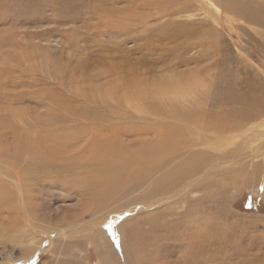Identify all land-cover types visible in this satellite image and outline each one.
Listing matches in <instances>:
<instances>
[{"label": "rangeland", "instance_id": "1", "mask_svg": "<svg viewBox=\"0 0 264 264\" xmlns=\"http://www.w3.org/2000/svg\"><path fill=\"white\" fill-rule=\"evenodd\" d=\"M260 13L264 0H0V264H264V171H210L154 203L134 200L152 188L139 183L95 209L76 162L91 142L124 152L176 126L208 146L154 179L195 151L264 150V120L222 135L185 122L264 102Z\"/></svg>", "mask_w": 264, "mask_h": 264}, {"label": "bare ground", "instance_id": "2", "mask_svg": "<svg viewBox=\"0 0 264 264\" xmlns=\"http://www.w3.org/2000/svg\"><path fill=\"white\" fill-rule=\"evenodd\" d=\"M257 21H262V23L264 22V16H262V13L258 15ZM259 23L261 24V22ZM247 84L250 85L249 83ZM244 85L242 83L237 82L236 83L237 90H240L239 88L240 86L244 88ZM126 95L127 96L134 95V92L129 91L126 93ZM241 97L244 98V96H241ZM247 105H248L247 110L245 108H241V106L234 107L236 109L235 112L238 111L240 114L239 117L235 118L234 120L231 119L232 117L230 118L225 114L221 120L215 119L210 122L209 121L205 122L204 117H203L204 112L202 114L200 110L198 109L193 112L194 116L190 115L191 111H189L190 116L185 117L187 118L185 122L188 121L189 127L192 128V129L190 128L191 130L198 129V131L200 132H203L204 130L215 131L216 133H219L220 135H222V133L225 134V133H233L236 131L238 132L239 130L245 128L249 124L260 123L261 121L264 120V102L258 101V99L256 98L252 102H249ZM233 115H236V113H232V116ZM208 117H211V115H209ZM173 130L175 132L176 139L173 138L174 135L169 136L170 135L169 132H167L169 135L164 132H162L163 135H161V132H160V135L158 136L156 135L157 137L155 136V139L151 140L153 143L149 142V140H145V142L139 141V142H136L137 144L132 146L131 148L129 145L127 146V148L123 146V149L125 150L124 152L120 151V149H118L116 146H113L111 144L110 145H99L96 142H91L87 146L85 145L86 148L81 147L83 148V150L80 152V156L78 157L76 162H78V164H80L81 166H84V168L87 170L83 173L81 177L78 175L79 173L77 170L76 172V175H78L77 182L79 184H82V186L85 184L86 186H88L89 189L92 187L93 189L94 188L96 189L95 191L97 192L93 193V196L98 197L97 201L94 203L96 204L95 209L96 208L99 209L102 206L111 205L113 203L112 199H115L117 195L120 193V191L124 192L122 197H124L126 193L130 195L133 191L138 190L137 187L139 186V183L141 184L144 182H150L152 188L150 189L149 192H145V194L143 195L140 194L139 197L137 196L134 197V200L139 199L140 201H143L145 203H154L162 195L168 194L169 192L168 186L174 185L176 187H179V185H181V183L184 182L186 178H190V177L195 178V181H197L200 177H204V176L207 177L210 171L213 172L214 175H217L218 171H223L226 169L225 171H223V173L229 174V177L231 176L232 173H234L235 175V173L241 172V174L243 175V173L247 172L248 170L250 173L251 172L258 173V172L264 171V150L258 153L259 150L252 151V148L249 147L250 148L249 152L243 153V150L247 147V145L249 146L251 145V143L249 142L255 140V138H249L248 140L246 139L247 141L245 143L244 142L239 143L232 150L223 149L219 153L215 154L214 156H210L211 153L210 152L207 153L206 150L198 151L199 153H196L195 151L194 153L189 155L190 158H187L183 162L182 161L178 162V164L175 167L172 166L173 168L170 169L166 175L162 176L160 179H154V176L157 172L169 166L176 158H181L182 155H184L183 153L181 154V150H184L182 149V147H187L188 149V148H193L194 147L193 145H199V146L202 145L204 149V146H208L207 143L203 144L202 141L201 142L197 141L198 144H194L195 142H193L192 136H191V140H187V138L182 137L181 135L183 134L181 133H183V129L177 126L176 128H173ZM257 136L260 137V139L263 138L264 140V132L261 133L260 135L257 134ZM144 138L145 137H143L142 139ZM263 140L262 142L259 141L260 144H258V147L260 148L264 147ZM75 145L77 146V144ZM41 146L43 149L42 144ZM213 149H216V148L213 147ZM55 151L57 150H53L52 152H55ZM72 152H70L69 154H71ZM76 152H79V151H76ZM50 153L51 152H49V154ZM61 153H62L61 154V158H62V156H64L65 154L63 152ZM45 154L47 153L45 152ZM55 156L56 155H54V157ZM35 157L37 156L35 155ZM43 157L45 156H43V154L40 153L39 154L40 160H42ZM57 159L59 160L60 158H57ZM63 160H67V159H63ZM85 161L89 163H86ZM255 161L256 162L260 161V164L259 165L257 164L258 166H260L259 168L254 165L256 163ZM226 163L227 164L230 163L231 166L230 165L227 166ZM76 164L77 163H75V165H72L75 170H76ZM223 164H225L226 167H223V169L221 170V166H223ZM234 164H237V165H234ZM81 166L79 167L81 168ZM21 172H23V170ZM21 172L19 173L21 174ZM83 176L85 177L83 178ZM224 177H225V174H224ZM235 179H236V176H235ZM239 179L238 181H240ZM231 180L229 179V181ZM229 181L227 182L229 183ZM166 199L170 200L172 199V196L169 195L164 200ZM114 201L117 202L115 203V205L117 206L123 205V201L121 199H117ZM144 207L145 206H143V209ZM127 211L128 209L126 210L124 209L117 213L125 214ZM126 252L127 251H125V253Z\"/></svg>", "mask_w": 264, "mask_h": 264}]
</instances>
